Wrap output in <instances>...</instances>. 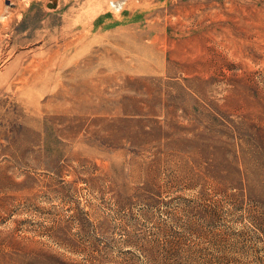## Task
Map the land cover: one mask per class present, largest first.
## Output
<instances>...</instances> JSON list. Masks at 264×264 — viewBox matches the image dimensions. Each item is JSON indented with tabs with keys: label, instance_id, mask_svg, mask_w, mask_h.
<instances>
[{
	"label": "rangeland",
	"instance_id": "rangeland-1",
	"mask_svg": "<svg viewBox=\"0 0 264 264\" xmlns=\"http://www.w3.org/2000/svg\"><path fill=\"white\" fill-rule=\"evenodd\" d=\"M0 264H264V0H0Z\"/></svg>",
	"mask_w": 264,
	"mask_h": 264
}]
</instances>
